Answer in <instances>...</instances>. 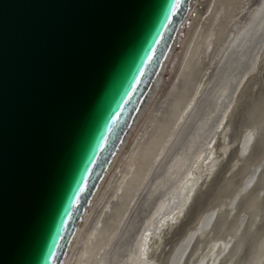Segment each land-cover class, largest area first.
<instances>
[{"label": "bare ground", "instance_id": "1", "mask_svg": "<svg viewBox=\"0 0 264 264\" xmlns=\"http://www.w3.org/2000/svg\"><path fill=\"white\" fill-rule=\"evenodd\" d=\"M228 66L245 70L222 106L236 78L225 80ZM200 96L213 101L202 115ZM59 264H264V0L189 3Z\"/></svg>", "mask_w": 264, "mask_h": 264}, {"label": "water", "instance_id": "2", "mask_svg": "<svg viewBox=\"0 0 264 264\" xmlns=\"http://www.w3.org/2000/svg\"><path fill=\"white\" fill-rule=\"evenodd\" d=\"M191 1L0 0V264L61 262L97 176ZM243 70L224 68L225 80L236 78L222 106ZM201 98L200 115L213 103ZM152 205L142 206L125 245Z\"/></svg>", "mask_w": 264, "mask_h": 264}, {"label": "rangeland", "instance_id": "3", "mask_svg": "<svg viewBox=\"0 0 264 264\" xmlns=\"http://www.w3.org/2000/svg\"><path fill=\"white\" fill-rule=\"evenodd\" d=\"M225 79H226V75H225ZM130 231H131V230H130ZM130 231H129V232H130ZM151 231H152V230L148 231V232H147V235H149V233H150ZM128 234H129V233H128ZM128 234H127V235H128ZM127 235H126L125 237H127ZM125 237H124V238H125ZM124 238H123V240L126 239V238H125V239H124ZM123 245H124V244L122 243V246L120 247L119 252L117 253L118 256H119V253L121 252V250H123V249H122V248H123ZM118 256H117V257H118Z\"/></svg>", "mask_w": 264, "mask_h": 264}]
</instances>
